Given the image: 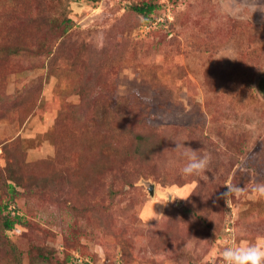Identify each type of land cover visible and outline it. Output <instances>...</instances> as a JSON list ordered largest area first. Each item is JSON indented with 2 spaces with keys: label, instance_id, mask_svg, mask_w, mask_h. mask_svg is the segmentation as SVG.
Instances as JSON below:
<instances>
[{
  "label": "rangeland",
  "instance_id": "obj_1",
  "mask_svg": "<svg viewBox=\"0 0 264 264\" xmlns=\"http://www.w3.org/2000/svg\"><path fill=\"white\" fill-rule=\"evenodd\" d=\"M263 82L264 0H0V264H223L264 235Z\"/></svg>",
  "mask_w": 264,
  "mask_h": 264
},
{
  "label": "clouds",
  "instance_id": "obj_2",
  "mask_svg": "<svg viewBox=\"0 0 264 264\" xmlns=\"http://www.w3.org/2000/svg\"><path fill=\"white\" fill-rule=\"evenodd\" d=\"M175 142V151L185 161L180 172L184 176H192L203 173L209 163L208 155H200V150H194L189 146H185V142ZM228 189L222 198L226 200L227 205L230 204L228 197L232 194H242L246 189L238 185L227 184ZM252 193L258 198H264V183H258L251 189ZM181 199H188L181 198ZM223 260V264H264V235H258L254 242L242 240L239 243H233L222 249L219 253Z\"/></svg>",
  "mask_w": 264,
  "mask_h": 264
},
{
  "label": "trees",
  "instance_id": "obj_3",
  "mask_svg": "<svg viewBox=\"0 0 264 264\" xmlns=\"http://www.w3.org/2000/svg\"><path fill=\"white\" fill-rule=\"evenodd\" d=\"M155 8H156V6H154L152 4H142L140 6H134L132 9L137 14H140L142 16H146V15L150 14ZM262 88H263V91H264V82H263ZM7 209H8L7 204L0 205V213L6 211ZM19 223H21V220H20L19 217L18 218H15V219H10L8 217H4L2 219V221L0 222V231H10V230L13 229V227L16 224H19ZM40 257L43 258V259H46V258L48 259L47 253H41L40 254ZM69 261H70V259L68 257H66L65 260H64V263L66 264ZM83 264H86V263H83Z\"/></svg>",
  "mask_w": 264,
  "mask_h": 264
},
{
  "label": "water",
  "instance_id": "obj_4",
  "mask_svg": "<svg viewBox=\"0 0 264 264\" xmlns=\"http://www.w3.org/2000/svg\"><path fill=\"white\" fill-rule=\"evenodd\" d=\"M152 189H153V186H150V187H149V189H148V191H149V194H150V195H152V194H153V191H152Z\"/></svg>",
  "mask_w": 264,
  "mask_h": 264
}]
</instances>
